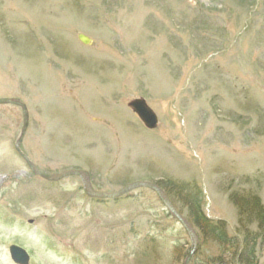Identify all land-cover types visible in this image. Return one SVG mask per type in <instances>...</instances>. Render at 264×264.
<instances>
[{
	"label": "rangeland",
	"instance_id": "rangeland-1",
	"mask_svg": "<svg viewBox=\"0 0 264 264\" xmlns=\"http://www.w3.org/2000/svg\"><path fill=\"white\" fill-rule=\"evenodd\" d=\"M0 98L26 104L20 149L42 172L108 193L149 181L226 233L193 224L194 248L151 189L97 200L34 174L22 109L0 104V264L12 244L29 264H241L252 238L264 264V0H0Z\"/></svg>",
	"mask_w": 264,
	"mask_h": 264
},
{
	"label": "water",
	"instance_id": "water-1",
	"mask_svg": "<svg viewBox=\"0 0 264 264\" xmlns=\"http://www.w3.org/2000/svg\"><path fill=\"white\" fill-rule=\"evenodd\" d=\"M79 39L84 44H90L91 43V39L89 37L85 36L84 34H79ZM0 104H15V105L20 106L23 110L24 126H23L21 136L19 137V139L16 143V146L19 149L20 144L22 143L27 125H28L27 107L24 103L20 102L19 100L12 99V98H0ZM129 106L139 116V118L142 120V122L145 124L146 127L151 129V128H155L158 125L157 115L147 105L146 101L143 98L131 100L129 102ZM25 158H26L30 168L32 169V171L35 174H37V175H39V176H41L47 180L56 181V180L62 179L64 177H67L70 175L80 176L83 180V184H84V188H85L86 193L92 197L117 198V197L122 196V195L130 192L131 190L139 188V187H148V188L155 190L159 194L160 198L165 203L167 208L170 210V212H172L180 220V222L184 225L188 234L191 236L192 246L194 248L196 247V245L198 243L197 234L192 229V227L188 224V222L174 209V207L172 206V203L170 202L168 197L163 193V191L158 186H156L155 184H152L149 182H136V183L129 184V185L123 187L122 189H120L119 191L114 192V193L98 192V191H95L92 189L88 175H85V173L82 171L67 170V171H63L60 173H56V174H45V173L41 172L32 162H30V160H28L27 157H25ZM11 253H12L13 259L16 262L21 263V264H27L28 263L29 256L24 250H22L16 246H12L11 247ZM189 257L187 258L185 264H190L189 263ZM222 264H226V263H222Z\"/></svg>",
	"mask_w": 264,
	"mask_h": 264
},
{
	"label": "trees",
	"instance_id": "trees-1",
	"mask_svg": "<svg viewBox=\"0 0 264 264\" xmlns=\"http://www.w3.org/2000/svg\"><path fill=\"white\" fill-rule=\"evenodd\" d=\"M261 212H264V211H261ZM259 216H260L259 217V221H260L259 227L262 228V227H264V224L261 221V219L263 218L261 216H264V213H261ZM187 219L189 220V217ZM197 222H199V221L194 219V223H193L194 226L198 227L199 229L200 228L209 229V228H207V226H208V227H210V231L219 235V237H218L219 241L225 240L226 233L223 230L224 224H225L224 221L218 220L216 222H213V221L209 220V218H207L205 216V214H202L201 220H200L201 223H197ZM252 241H254L253 238L251 241H245L239 245V247H240V252H239L240 253L239 254L240 259H238V260H239V262H241V264H246V263L250 264L249 263V261H250L249 256H251L255 253V247L252 246V244H254V242H252ZM243 245H244V247H243ZM245 257H247L246 261H244Z\"/></svg>",
	"mask_w": 264,
	"mask_h": 264
}]
</instances>
